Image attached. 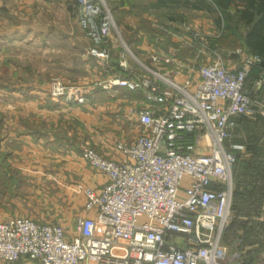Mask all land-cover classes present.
I'll use <instances>...</instances> for the list:
<instances>
[{
    "label": "built area",
    "instance_id": "built-area-1",
    "mask_svg": "<svg viewBox=\"0 0 264 264\" xmlns=\"http://www.w3.org/2000/svg\"><path fill=\"white\" fill-rule=\"evenodd\" d=\"M81 3L80 23L90 40L86 55L111 75L109 87L143 94L142 102L131 101L128 110L138 135L119 141L114 157L91 146L83 150L85 162L105 181L98 189H86L83 208L88 215L77 217L71 234L58 222L0 218V260L244 264L241 241L231 247L223 242V234L234 218L233 170L249 156L244 143L231 141L236 118L264 115V100L245 89L249 71L261 58L240 48L239 65L231 70L195 32L193 41H204L203 49L212 57L200 59L201 50H196L197 77L179 82L161 65L169 59L152 56L156 67H149L120 35L114 45L116 24L105 0ZM115 47H121L118 63L123 72L113 66ZM263 85L264 77L255 82L254 91ZM73 88L57 79L51 92L68 102L85 103L87 98Z\"/></svg>",
    "mask_w": 264,
    "mask_h": 264
},
{
    "label": "crops",
    "instance_id": "crops-1",
    "mask_svg": "<svg viewBox=\"0 0 264 264\" xmlns=\"http://www.w3.org/2000/svg\"><path fill=\"white\" fill-rule=\"evenodd\" d=\"M9 1L12 0H0V13L6 10L5 7L7 6L5 4L9 6ZM22 1L27 6L30 5V0ZM67 1L70 0H65L66 3ZM74 1L77 6L76 11L79 12L82 0ZM171 9L177 11L175 13L183 15L184 20H169L168 23H164L166 27L170 28V31L166 32L161 30L165 26L163 23H159V25L155 24L154 18L151 15H146L149 12L166 9L148 8L146 2H143L141 6H137L133 5L130 0H127V14H129L128 17L131 20L127 22V40H124L121 36L120 38L123 42H126L124 43L130 51L146 65L149 61L152 67H156L151 62L152 56L156 55L162 60H170L169 62H161V65L164 69L171 71L179 82H183L190 77L195 79L197 77L196 68H194L197 56L196 50H201L202 54H199L200 59L212 57V53L209 50L203 49L204 44L202 42L206 41L209 46L210 40L219 37L222 29L215 24L211 15L204 10L194 9L191 6H177ZM186 11L195 12L201 18H193L190 22H186ZM135 12L141 17L133 19L132 15ZM145 19L155 27L154 30L147 28ZM188 24L191 28L184 27V25ZM5 29V25H0V73L6 68L8 72L14 75V73L18 72L16 67L14 68L13 58L12 56L11 58H7L5 52L8 47H13L19 43V38L14 36V34H6ZM197 30L201 31L200 34L206 38L201 43L195 42L192 39L194 33L198 32ZM113 43L116 46V42ZM241 47L229 49L223 47L222 49L220 48V51L218 49L216 51L223 57L226 67L232 70L239 65L241 60V54L237 52ZM118 53V48H113V58L115 60H118ZM245 53H248V51L245 50ZM135 69L138 72L142 70L139 66H135ZM104 75L107 78H111L110 74L105 73ZM38 87L36 82H29L22 86L17 84L8 86L3 83V80H0V178L7 179L9 184L14 186L18 183L20 175L24 176L26 174L29 177L33 173L36 176L37 173L35 172L41 171L43 165L49 167V169H53L55 172L54 177L49 176L47 180L51 182L53 179L51 183L55 186L57 185L59 188L58 196L62 197V201L70 204L66 207L65 213L63 210L61 211V213L69 215L68 219L67 216L62 217L58 223L68 228V232L71 234L76 226V218L71 220V217L79 210L81 202H85L86 189L88 187L98 189L105 181L99 172L92 169L85 162L82 157L83 150L91 146L108 157L116 156L115 148L119 141L127 138L134 139L138 135V126L128 120V110L130 109L131 101L138 102L144 99V97L142 93L125 91L127 93H124L127 95V101L124 108H121V111H119L114 110L115 105L110 101V97L108 98L106 94L108 91L105 89H99L97 93V97L103 102L100 103L102 105L98 104L97 106V103L92 102V104L97 106L95 108L89 104L66 103L64 100H57L59 102H55L50 98L49 92H43L42 94ZM5 96L9 98V101L7 100L8 106L3 105ZM96 109H105V113ZM107 110L112 113L114 111L120 113H116L118 115L115 114V118L108 115L106 113ZM126 115L127 126L125 124ZM239 118H236V122ZM111 121H114L116 124L112 125ZM105 126L111 127L112 130L104 129ZM126 127L127 133L124 130ZM244 140V131L236 125L231 141L244 143ZM21 158L22 162L20 161ZM33 164L36 167L34 169L38 168L37 171H31ZM52 165L53 168H51ZM249 203H253V197ZM257 203L258 200L253 204L252 208L257 207ZM233 204L235 207L237 206L234 199ZM260 211V215L251 214V216H248L240 213L241 215L238 216L246 224L244 226L245 229L250 227L245 247V252L248 254L246 253L244 264L245 261L247 262L246 264H259V262L264 264V202L261 205ZM3 215L1 212V216ZM84 215L88 214L83 208L81 212L76 214V217ZM66 220H68V223ZM253 225L255 226V233L251 230ZM244 228L239 229L242 234L245 233ZM0 264L40 263L36 260L21 258L12 263L0 260Z\"/></svg>",
    "mask_w": 264,
    "mask_h": 264
},
{
    "label": "rangeland",
    "instance_id": "rangeland-1",
    "mask_svg": "<svg viewBox=\"0 0 264 264\" xmlns=\"http://www.w3.org/2000/svg\"><path fill=\"white\" fill-rule=\"evenodd\" d=\"M143 2L145 1L139 0L135 3L143 4ZM29 3L30 5L27 6L22 0L9 1V6L5 4L7 6L5 7L6 10L0 13V25H5L6 34H14L19 38V43L13 47H8L5 52L7 58L12 56L14 68L16 67L18 73L12 75L5 68L0 73V80H3V83L8 86L16 84L22 86L29 82H36L42 94L43 92H49L50 98L55 102H59L61 100L65 101L64 97L58 98L52 95L51 92L53 82L59 79L66 86L80 90L86 98L88 96L87 101L82 104H89L95 108L98 104L103 103L97 97L99 89H105L108 91L106 93L108 98L110 97V101L115 105L114 110L121 111L127 101V95L124 94L127 90L120 86L109 87L111 78L104 75L105 72L96 59L86 55L90 40L81 26L79 12L75 11L76 2L74 0L67 1V3L65 0H30ZM105 3L111 10L116 24V29L112 35L113 41L117 42L116 39L119 35L127 40V22L131 20L128 17L129 14H127V5H123L122 0H105ZM168 12L177 11L169 9L149 12L146 15H151L156 21L155 24L159 25V23L169 22L164 17V14ZM185 14L186 22H190L193 18H201L192 11H186ZM139 16L135 12L132 18ZM144 21H146L147 28L155 29L147 19ZM169 29L165 25L161 30L167 32ZM198 33L200 34L201 31H198ZM118 42L120 44L119 40ZM130 60L135 64L132 57ZM147 65L152 67L149 61ZM8 99L5 96L4 106H8ZM93 101L97 103V106L92 104ZM42 103L44 104V102ZM96 110L105 113V109ZM106 113L116 118V115H118L116 113L120 112L114 111L112 113L107 110ZM125 119L127 126V117ZM111 123L112 125L116 124L114 121H111ZM104 129L112 130L111 127L107 126ZM124 130L127 133V127ZM126 140L131 139L127 138ZM20 161L22 162V158ZM20 161L19 163H21ZM53 165L51 168H53ZM34 168L36 167L33 164L31 171H37L38 168ZM35 173H37L36 176L31 173L29 177L26 174L24 176L20 175L18 183L14 186L10 185L7 179L0 178V218L25 216L39 221L56 223L60 222L62 217L67 216L68 219L69 215L64 213L67 210L66 207L70 204L62 201V197L58 196L59 188L51 183L53 179L51 182L47 180L49 176L54 175L53 169L43 165L41 171ZM81 203V207L74 213L75 215L71 217V220L73 218L77 219L76 214L82 211L84 202ZM62 210L64 213H61ZM1 212L4 214L3 216H1ZM66 222L68 223V220Z\"/></svg>",
    "mask_w": 264,
    "mask_h": 264
},
{
    "label": "trees",
    "instance_id": "trees-1",
    "mask_svg": "<svg viewBox=\"0 0 264 264\" xmlns=\"http://www.w3.org/2000/svg\"><path fill=\"white\" fill-rule=\"evenodd\" d=\"M133 5L139 0H130ZM151 9H166L173 7H188L200 9L207 12L213 18L215 24L222 29L220 36L211 39L209 47L212 49L234 48L242 46L249 54L261 58V63L255 65L249 71L245 89L258 100H264V85L257 92L254 91V83L264 77V0H143ZM127 5V0H122ZM77 6L75 5V11ZM167 20L183 21L184 17L175 12L164 14ZM120 50V48H118ZM113 66L122 71L118 60L113 58ZM127 90V89H126ZM132 93H135L131 91ZM238 125L245 133L244 144L247 146L248 158L239 160L234 167L235 188L233 193L234 218L224 231L223 242L231 247L237 241H241L239 248L244 250L248 238V229L238 216L260 215L261 205L264 202V115L256 114L254 117H240ZM5 156V155H4ZM5 159V157H4ZM253 197V203L249 201ZM258 200L257 207L253 204ZM239 205V206H238ZM241 213V214H240ZM250 221V220H249ZM252 221V220H251ZM254 222V221H252ZM251 230L255 233V226ZM245 229L242 234L239 229ZM251 232V231H250ZM244 252V259L246 257ZM248 254V253H247ZM247 262L245 261V264Z\"/></svg>",
    "mask_w": 264,
    "mask_h": 264
}]
</instances>
